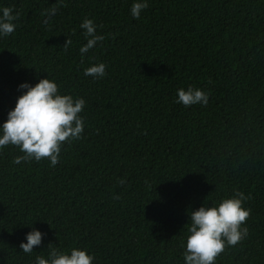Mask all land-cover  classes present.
<instances>
[{
    "label": "trees",
    "instance_id": "trees-1",
    "mask_svg": "<svg viewBox=\"0 0 264 264\" xmlns=\"http://www.w3.org/2000/svg\"><path fill=\"white\" fill-rule=\"evenodd\" d=\"M134 2L0 0L20 14L0 36V124L24 82L47 77L86 102L82 138L54 167L0 149V264H34L49 243L92 264H185L190 212L236 190L252 197L248 234L215 264H264V0H147L139 19ZM85 18L105 39L82 58ZM98 63L104 77L84 74ZM189 86L206 106L176 102ZM33 228L42 242L26 254Z\"/></svg>",
    "mask_w": 264,
    "mask_h": 264
},
{
    "label": "clouds",
    "instance_id": "clouds-1",
    "mask_svg": "<svg viewBox=\"0 0 264 264\" xmlns=\"http://www.w3.org/2000/svg\"><path fill=\"white\" fill-rule=\"evenodd\" d=\"M62 6L66 5L60 3L43 10L41 15L46 17L43 22L48 24V18L55 15L58 7ZM147 7V0H135L130 9L132 17L139 19L142 10ZM19 15V12L13 14L12 7L0 9V36L7 37L16 30L14 21ZM97 27L90 18H85L80 24L87 40L79 48L82 58L90 49L96 47L98 42L105 39L104 35L97 34ZM99 27L102 28L103 25ZM72 43L70 38L66 39L63 49L67 51ZM105 68L104 63L93 64L84 69V74L102 78L106 75ZM19 88L26 91L17 97L14 108L0 124V149L12 145L23 153L15 156L13 163L47 159L54 167L59 163L62 144L82 138L85 121L79 114L86 102L82 97L74 99L70 94H60L57 83L47 77L39 79L34 85L24 82ZM176 102L185 107L198 103L206 106L208 93L192 86L187 90L180 88L177 90ZM117 182L125 183L123 179H118ZM112 198L119 199V196L117 194ZM250 199V195L236 190L231 198H222L215 206L202 205L191 211L188 235L186 240L181 242L185 264H215L217 257L226 247H234L244 240L248 229L242 225L247 222L250 209L244 208L242 204ZM42 235L43 233L33 228L26 233V242L20 243V249L26 254H31L34 246L41 244ZM47 248V258L38 255L34 264H92L95 258L82 249L72 248L68 254L51 243Z\"/></svg>",
    "mask_w": 264,
    "mask_h": 264
}]
</instances>
